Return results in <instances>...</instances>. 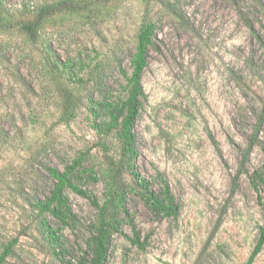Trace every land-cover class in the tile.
I'll use <instances>...</instances> for the list:
<instances>
[{"label":"rangeland","instance_id":"1","mask_svg":"<svg viewBox=\"0 0 264 264\" xmlns=\"http://www.w3.org/2000/svg\"><path fill=\"white\" fill-rule=\"evenodd\" d=\"M59 4L31 38L25 25ZM147 23L156 31L142 77L136 164L155 187L157 174L168 180L181 204L176 219L143 204L117 132L93 126L106 118L103 101L126 96L125 74ZM263 146L264 0H3L0 264H76L96 207L65 191L75 218L60 231L69 250L63 262L42 218L61 224L41 215L38 202L53 189L48 168L63 171L81 157L77 183L101 204L109 181L116 192L109 214L122 226L108 264H246L263 223L264 187L252 184L264 172ZM124 192L145 250L132 243L117 207ZM253 264H264V247Z\"/></svg>","mask_w":264,"mask_h":264},{"label":"trees","instance_id":"2","mask_svg":"<svg viewBox=\"0 0 264 264\" xmlns=\"http://www.w3.org/2000/svg\"><path fill=\"white\" fill-rule=\"evenodd\" d=\"M2 3L3 0H0V6ZM61 6L59 4L56 6L42 7L39 12V19L34 24L25 25V30L30 34L31 38L36 40V25L40 22L41 18L60 10ZM155 31L156 25L154 23H147L141 27L138 34V43L131 58V73L130 75L125 74L127 94L118 101H103L101 104L102 114L106 118L99 122L96 121L93 126L101 134H109L113 131L117 132L120 141L124 145L125 154L128 159V168L136 182L139 190L138 193L143 204L156 217L176 219L180 214L181 204L174 195L168 180L163 174H157L155 180L158 187H155L150 179H147L141 174L136 164V159L139 154L137 150L135 124L144 108V102L147 100V95L142 85V77L149 64V50L154 44ZM95 111L96 118H100L102 115ZM83 160V157L76 159L71 165L65 167L63 171L58 168H48L49 176L54 180L53 189L45 200L38 202V207L41 215L49 214L61 224V227L54 228L47 216L42 218V225L50 243L60 249L58 255L61 256L64 262L68 256L67 254H69V250L65 248L63 236L60 234V231L62 227L69 226L75 218L65 191L69 189L80 196L90 199L96 207L98 215L87 241L86 250L77 260L76 264H108L111 236L113 232L119 231L122 226L121 220L111 217L109 214L116 192L113 189L112 183L109 181L108 188L105 192L106 200L101 204L90 191L78 184L77 180L83 175V170H81ZM91 173L90 178L97 181V178L93 175L94 171ZM252 184L257 190L259 187H264L263 171H256L254 173L252 176ZM261 200L262 196H259V201ZM117 207L122 209L128 224L132 228V243L141 250H145L148 242L147 240L146 242L142 241L141 232L135 226L127 206L126 192L118 196ZM263 247L264 214L263 223L259 228L258 240L246 264H253ZM11 248L12 244L6 247L1 260H4L11 253Z\"/></svg>","mask_w":264,"mask_h":264}]
</instances>
